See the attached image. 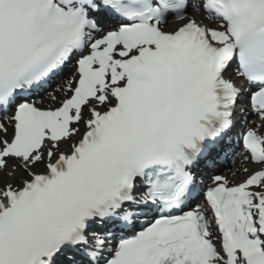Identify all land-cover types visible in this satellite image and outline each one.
Segmentation results:
<instances>
[{
    "label": "snow or ice",
    "instance_id": "snow-or-ice-1",
    "mask_svg": "<svg viewBox=\"0 0 264 264\" xmlns=\"http://www.w3.org/2000/svg\"><path fill=\"white\" fill-rule=\"evenodd\" d=\"M0 264H264V0H0Z\"/></svg>",
    "mask_w": 264,
    "mask_h": 264
},
{
    "label": "bare ground",
    "instance_id": "bare-ground-1",
    "mask_svg": "<svg viewBox=\"0 0 264 264\" xmlns=\"http://www.w3.org/2000/svg\"><path fill=\"white\" fill-rule=\"evenodd\" d=\"M245 166H248L249 168H251V165H238V164H236L235 165V169L233 170V171H238V170H240V169H242L243 167H245ZM233 171H231L227 176L230 178V179H236V180H238V179H241L242 177H235V178H233L232 177V172Z\"/></svg>",
    "mask_w": 264,
    "mask_h": 264
}]
</instances>
